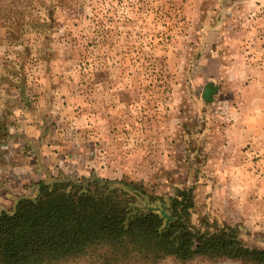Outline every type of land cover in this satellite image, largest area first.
I'll return each instance as SVG.
<instances>
[{
    "label": "rangeland",
    "instance_id": "1",
    "mask_svg": "<svg viewBox=\"0 0 264 264\" xmlns=\"http://www.w3.org/2000/svg\"><path fill=\"white\" fill-rule=\"evenodd\" d=\"M263 14L264 0H0V197L9 182L91 172L159 195L193 185L196 222L231 224L263 246L264 176L239 217L206 210L196 192L208 152L227 145L225 106L254 95L264 141L263 81L229 76L264 55Z\"/></svg>",
    "mask_w": 264,
    "mask_h": 264
},
{
    "label": "trees",
    "instance_id": "2",
    "mask_svg": "<svg viewBox=\"0 0 264 264\" xmlns=\"http://www.w3.org/2000/svg\"><path fill=\"white\" fill-rule=\"evenodd\" d=\"M28 189L11 207L0 206V264H158L169 257L264 264V245H246L236 226L195 221L193 185L159 195L140 181L91 172L49 175Z\"/></svg>",
    "mask_w": 264,
    "mask_h": 264
},
{
    "label": "crops",
    "instance_id": "3",
    "mask_svg": "<svg viewBox=\"0 0 264 264\" xmlns=\"http://www.w3.org/2000/svg\"><path fill=\"white\" fill-rule=\"evenodd\" d=\"M247 1L251 4L256 0ZM262 17H264V14ZM260 24L261 26L264 25V18H262ZM261 31H264V27H261ZM254 45L257 50H261V53H263L264 43H254ZM243 60V64L248 65V71H229V76L234 80L243 79L248 81L250 88L257 81H263L262 83L264 84V55H257V58H254L253 55L250 57L246 56ZM254 65H257V67H254ZM224 78H227V76L224 75ZM263 98L264 93L262 95ZM252 99H255V96L251 94L245 99L249 100L248 105L245 102L238 104L237 107L229 104L224 107L227 108L225 109V111L227 110L225 116L227 122L223 129L226 132L225 135H227V141L224 140L227 145H221L218 151L213 152L212 150L208 152L204 165V172L207 178L196 182V192L204 189L205 209L211 212L215 210L234 217L246 215L248 208L251 212L252 209H255L254 204L246 203V195L250 192H255L257 189H263V183L259 177L264 176V168H260L259 163L258 165L256 164L258 157L264 156L262 155L264 148L261 146L264 141L261 142V138L258 136L261 131V116L263 114L260 112V106L255 105ZM262 99L258 95L257 103L262 102ZM37 126L39 127L38 123ZM211 135L214 140L220 137L215 132ZM246 146L247 148H245ZM224 147H226L225 151ZM17 176L14 175V178L10 179L11 182H14ZM22 176L23 173H21L20 177ZM29 181L28 183L25 181L17 185H10L9 182L4 185L5 188L1 187L0 199L5 197V200L9 201L10 205L0 201V206L11 207L18 195L23 192L29 193L28 184L37 181V179L31 177Z\"/></svg>",
    "mask_w": 264,
    "mask_h": 264
}]
</instances>
